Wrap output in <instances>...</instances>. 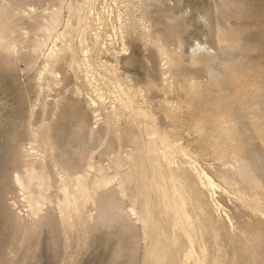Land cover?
Segmentation results:
<instances>
[{
	"label": "rangeland",
	"instance_id": "374dc122",
	"mask_svg": "<svg viewBox=\"0 0 264 264\" xmlns=\"http://www.w3.org/2000/svg\"><path fill=\"white\" fill-rule=\"evenodd\" d=\"M59 7L63 18L48 38L50 16ZM79 13L81 27H66ZM199 41L212 55L196 50ZM55 43H72L76 54L49 64ZM131 101L202 155V168L218 180L237 179L264 197V0H0V264H156L163 252L166 264H186L188 244L148 184L137 205L150 207L144 228L132 211L136 205L115 184L68 219L58 204L51 158L54 188L42 210L31 208L17 183L33 130L49 135L48 155L52 151L69 172H84L90 160L109 166L119 153L129 154L131 130L148 136L145 118L126 107ZM114 104L125 111L119 152L104 121ZM214 156L226 165L238 160L247 177L222 172ZM147 166L152 170L150 161ZM227 205L244 225L264 233L258 216ZM207 241L217 256L211 234ZM261 241L246 247L239 238L223 237L222 261L264 264V234Z\"/></svg>",
	"mask_w": 264,
	"mask_h": 264
},
{
	"label": "bare ground",
	"instance_id": "6f19581e",
	"mask_svg": "<svg viewBox=\"0 0 264 264\" xmlns=\"http://www.w3.org/2000/svg\"><path fill=\"white\" fill-rule=\"evenodd\" d=\"M81 13H79L76 23L69 16L65 22L66 27L75 30L81 27L82 21H84ZM50 17L48 22L50 27L47 28L48 38L53 35L54 25L60 18H63L61 8L53 11ZM121 18L119 15L118 19L121 20ZM113 27L115 28V26ZM62 34L65 37L64 33ZM207 46L199 41L196 50L212 55L211 47ZM72 51H74L72 43L64 48L55 43L49 49L48 63L53 65ZM122 51H127L124 38H122ZM84 52L85 63H88L90 52L88 50ZM164 54L168 58V53L164 52ZM163 65L165 67L167 61ZM51 74L54 81H59L53 72ZM89 81L91 80L89 79ZM92 83L93 81L90 84ZM118 89V93L121 95L123 93L122 85L119 84ZM97 96L99 99H103L102 94ZM122 96L119 99L121 103L124 102ZM93 104L99 106L96 100H93ZM126 107H131L137 116L145 118L148 141L146 138L142 139V136L135 130H131V152L129 154L123 156L119 153L109 166L102 164L96 166L92 162L93 160H90L82 173L61 169L55 157L52 156L53 144L49 135L43 138L40 129L33 130V138L30 142L32 146L26 151L29 159L25 164L24 171L15 175L19 188H22L25 199L30 203L31 208L34 211H40L47 203L46 201L50 200L49 192L54 188L53 174L48 169L51 158L53 170L58 175L56 181L59 187L58 204L68 219L81 212L103 188L115 184L118 185L122 194L136 205L132 211L138 216L144 228H147L148 218L151 215L150 207L148 204H144L138 208L137 205L140 201L139 195L148 184L153 191L159 194L165 214L171 218L172 228L176 232H181L188 244V248L184 251L186 264H193V261L198 264H208L211 258L213 264H224L221 257L224 254V243L221 242L223 237L239 238V242L246 247L255 246L259 241L261 243L264 233L256 232L253 227L244 225V221L241 222L240 219H237L231 207L227 205L230 203L235 210L243 208L250 211L264 223V197L257 189L252 185L246 186L245 182L237 179L234 182H229L226 177H222L221 181L218 180L206 168H202L200 164L202 155L185 146L179 138L174 139L167 130L162 129L157 124L154 115L144 112V110H135L132 101ZM122 115H125V111L114 104L104 116V121L109 127L108 134L113 133L118 140V152L122 145L121 125L119 124ZM49 148L52 149L50 155L47 153ZM216 159L222 161L223 158L216 156ZM148 161H150L152 170L148 169ZM237 161L228 165L223 161L220 162L222 172L234 174L235 171H239L242 175L240 177L246 178V171L237 166ZM111 164L116 169L114 174L110 172ZM211 167L215 169L212 165ZM215 212L217 216H215ZM248 218L251 219L249 216ZM210 234L214 237L218 248L216 258L210 253V245L207 241V235ZM178 241L179 239L176 240V243ZM167 257V252L156 255V264H166Z\"/></svg>",
	"mask_w": 264,
	"mask_h": 264
}]
</instances>
